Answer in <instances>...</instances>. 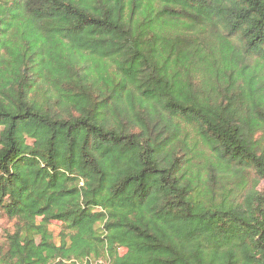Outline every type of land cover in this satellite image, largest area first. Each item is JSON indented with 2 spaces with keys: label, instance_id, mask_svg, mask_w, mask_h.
I'll list each match as a JSON object with an SVG mask.
<instances>
[{
  "label": "trees",
  "instance_id": "16d2710c",
  "mask_svg": "<svg viewBox=\"0 0 264 264\" xmlns=\"http://www.w3.org/2000/svg\"><path fill=\"white\" fill-rule=\"evenodd\" d=\"M0 215V264H264V0H0Z\"/></svg>",
  "mask_w": 264,
  "mask_h": 264
},
{
  "label": "rangeland",
  "instance_id": "374dc122",
  "mask_svg": "<svg viewBox=\"0 0 264 264\" xmlns=\"http://www.w3.org/2000/svg\"><path fill=\"white\" fill-rule=\"evenodd\" d=\"M263 184L259 186V188H262ZM18 223L15 219H8L4 215H0V243L4 242V235L6 233H12L15 228L17 227ZM49 229L52 231L54 238L56 241L59 240V233L61 230V223L59 221H53L51 222ZM124 249H119V253H123ZM69 264V263H68ZM80 264V263H78Z\"/></svg>",
  "mask_w": 264,
  "mask_h": 264
}]
</instances>
